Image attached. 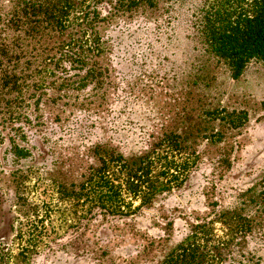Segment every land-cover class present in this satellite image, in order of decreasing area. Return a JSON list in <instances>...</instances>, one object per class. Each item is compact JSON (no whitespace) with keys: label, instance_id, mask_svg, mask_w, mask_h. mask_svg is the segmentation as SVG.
<instances>
[{"label":"rangeland","instance_id":"obj_1","mask_svg":"<svg viewBox=\"0 0 264 264\" xmlns=\"http://www.w3.org/2000/svg\"><path fill=\"white\" fill-rule=\"evenodd\" d=\"M180 13L166 25L102 12V52L85 46L69 77L56 74L71 65L53 43L54 59L12 62L0 264H264V64L238 79L223 65L200 70ZM160 144L152 180L166 183L167 157L175 170L196 163L185 184L130 219L108 212L144 198L113 153L132 160Z\"/></svg>","mask_w":264,"mask_h":264},{"label":"trees","instance_id":"obj_2","mask_svg":"<svg viewBox=\"0 0 264 264\" xmlns=\"http://www.w3.org/2000/svg\"><path fill=\"white\" fill-rule=\"evenodd\" d=\"M171 10L186 16L187 38L192 42L193 51L199 54L200 70L213 64L217 67L223 65L233 79H238L252 62L264 64V0H0V95L12 90V84L16 85L13 81L18 75L11 72L15 66L12 62L17 64L26 55L35 59L50 55L54 59L53 52H48L51 43L55 49L64 50L65 54L59 53L60 57L67 56L71 65L68 69H57L56 74L69 77L79 69V64L85 65V58H88L85 46L94 47L95 56H98L102 52L103 37L96 30L95 23L102 12L125 19L142 16L156 24L163 21L167 25L172 19L169 16ZM30 47L37 49L39 54L35 55ZM228 123L230 128L239 127ZM9 138L5 140L20 148L14 139ZM180 144L156 145L153 150L132 160L113 153L114 161L122 164L134 179L131 184L140 188L144 198L138 207L122 209L113 204L107 211L130 219L153 204L158 195L172 194L181 188L195 162L175 170V162L164 157L161 175L165 176L166 183L157 185V181L151 178L159 163L157 149L161 145L174 149ZM248 191L250 193L253 189ZM259 195L256 203L264 208V180Z\"/></svg>","mask_w":264,"mask_h":264}]
</instances>
